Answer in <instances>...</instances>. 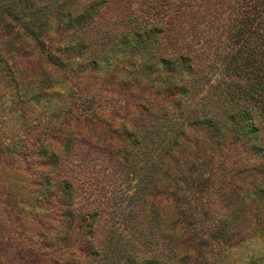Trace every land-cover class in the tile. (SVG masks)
I'll return each instance as SVG.
<instances>
[{"label": "rangeland", "instance_id": "obj_1", "mask_svg": "<svg viewBox=\"0 0 264 264\" xmlns=\"http://www.w3.org/2000/svg\"><path fill=\"white\" fill-rule=\"evenodd\" d=\"M0 56V264H264L257 159L189 126L230 113L210 74L174 112L123 59L39 82Z\"/></svg>", "mask_w": 264, "mask_h": 264}, {"label": "trees", "instance_id": "obj_2", "mask_svg": "<svg viewBox=\"0 0 264 264\" xmlns=\"http://www.w3.org/2000/svg\"><path fill=\"white\" fill-rule=\"evenodd\" d=\"M0 46L15 61L26 50L52 67L39 82L55 69L76 78L123 59V76L150 82L174 112L210 74L230 113L189 126L217 141L234 130L264 172V0H0ZM249 195L264 204V185Z\"/></svg>", "mask_w": 264, "mask_h": 264}]
</instances>
